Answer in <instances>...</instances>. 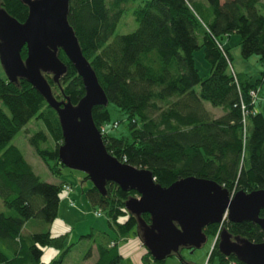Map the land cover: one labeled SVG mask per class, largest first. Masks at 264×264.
I'll return each instance as SVG.
<instances>
[{"label":"trees","instance_id":"1","mask_svg":"<svg viewBox=\"0 0 264 264\" xmlns=\"http://www.w3.org/2000/svg\"><path fill=\"white\" fill-rule=\"evenodd\" d=\"M135 1H139L131 11L135 30L114 34L125 5ZM205 1L207 5L192 0H69L66 20L107 97L106 106L92 108L93 124L99 129L112 122L108 108L112 104L124 117L126 131L101 135L107 153L125 164L146 168L162 187L196 176L222 185L229 193L264 190V104L255 111V100L249 95L258 89V97L264 81V1ZM0 7L18 22L28 13L21 0H0ZM231 32L239 35L242 58L259 57L260 78L252 80L229 66L231 57L221 38ZM200 47L210 68L205 77H200L192 57ZM57 52L66 65L65 74L57 83L50 74L44 76L56 100L67 98L74 105L84 95L83 83L64 52ZM19 53L24 59L25 47ZM0 101L9 111L6 115L0 109V201L15 214L0 212V245L8 253L0 250V264H60L72 244H67V232L53 236L48 225L57 216L62 186L69 184L42 181L21 151L7 145L29 120L41 121L44 129L27 139L47 169L58 175L64 167L57 157L62 143L58 116L22 78L8 82L0 77ZM204 102L222 109V114L212 116ZM83 179L89 180L85 174ZM105 189L103 195L91 184L84 191L92 206L105 210L112 231L110 235L92 230L87 235L99 233L93 241L97 259L92 264H123L118 242L130 234L139 240L137 219L124 209V202L137 194L112 182ZM258 214L264 217V209ZM36 218L45 230L23 235L26 223ZM141 218L150 221L146 213ZM222 228L254 243L264 237L252 221L226 219L208 224L203 233L214 239ZM217 242L208 253V264L213 258L218 264H244L233 254L219 252ZM48 247L58 255L46 263L42 255ZM139 262L164 264L146 249Z\"/></svg>","mask_w":264,"mask_h":264},{"label":"water","instance_id":"2","mask_svg":"<svg viewBox=\"0 0 264 264\" xmlns=\"http://www.w3.org/2000/svg\"><path fill=\"white\" fill-rule=\"evenodd\" d=\"M21 1L28 11L23 22L0 7V65L6 80L24 79L54 109L62 137L57 157L65 168L83 172L103 195L110 182L123 191L136 192L124 202V209L136 217L139 240L155 261H164L180 248L198 249L207 240L203 228L223 219L252 221L264 235V217L258 214L264 209L263 189L229 193L222 185L196 176L162 187L146 168L125 164L107 153L91 115L96 105L106 106L107 97L66 20L69 0ZM22 47L24 59L19 53ZM58 50L64 52L83 83L84 95L74 105L67 98L56 100L44 76L50 74L57 83L65 74ZM143 213L148 214L149 223L141 218ZM218 237L216 247L224 256L233 254L244 264H264V237L254 243L232 236L225 228Z\"/></svg>","mask_w":264,"mask_h":264},{"label":"rangeland","instance_id":"3","mask_svg":"<svg viewBox=\"0 0 264 264\" xmlns=\"http://www.w3.org/2000/svg\"><path fill=\"white\" fill-rule=\"evenodd\" d=\"M195 3H201L207 5L205 0H192ZM264 1V0H263ZM139 1L134 3L126 4V8L121 15V19L115 26L114 34H124L132 32L136 28V21L131 15V11L134 9L136 4ZM259 11L262 13L263 9L259 8ZM113 34V36H114ZM200 38L198 39V41ZM239 35L235 32H231L229 36H224L221 38V44L228 49L230 55V65L232 70L237 73H245L250 76L252 80L260 78V72L263 70V65L259 61L257 55L250 56L248 58H242L240 54L239 46ZM192 57H194V65L198 70V73L201 76L205 77L209 74L210 68L208 67L207 62L203 56L202 48L197 49L193 52ZM0 77L6 78L2 66L0 65ZM194 89L198 91V86H194ZM264 104V81L259 84V94L255 98L254 110L261 111L262 105ZM204 107L207 109L212 116H219L222 114V109L218 107H212L209 103L204 102ZM111 114V121H118V127L109 128L108 134L113 136H118V133L125 132L126 124L124 122V117L121 116L118 112L113 109V105L108 106ZM0 109L6 115H9L8 109L0 101ZM41 121L32 118L25 125L22 126V129L15 133L7 145H15L18 150L21 151L24 159L31 165L32 170L39 176L42 181H47L49 183L56 184L58 182L68 183L71 186V191L65 192L62 191L59 197V204L57 208V216L48 225L49 231H60L67 232V244L70 245L69 250L64 254V257L60 264H92L96 256L95 250V241L96 235L92 237H87L91 234L90 231L95 230L96 232H106L112 235L107 221H106V212L105 210L99 211L97 206H92L91 203L86 200L84 191L87 189L91 182L90 180L84 181V173L79 170H72L65 167L60 168L58 175H53L46 167V164L35 154L34 149L30 146L27 137L32 135L38 130H43ZM69 200L73 201V205L69 204ZM0 212L5 215H15L11 209H8L0 201ZM96 212H100V216H96ZM38 223L36 225V222ZM37 227V228H36ZM46 225L40 222V220L32 219L29 220V223H26L22 233L23 235L40 232L45 230ZM36 228V229H35ZM213 239L208 236L205 243H203L198 249L189 250V249H180L178 254H173L167 256L164 260V264H208L207 257L208 253L211 250ZM51 248V247H48ZM47 249V248H45ZM0 250L3 253L8 255L7 250H5L0 245ZM62 250V249H61ZM117 251L121 255V263L123 264H139L141 255L145 252L144 247L141 245L135 234L128 235L127 238L118 242ZM58 252V251H57ZM58 255V254H56ZM57 257V256H56ZM47 252L42 260L47 259ZM209 264H218L217 259L213 258Z\"/></svg>","mask_w":264,"mask_h":264},{"label":"built area","instance_id":"4","mask_svg":"<svg viewBox=\"0 0 264 264\" xmlns=\"http://www.w3.org/2000/svg\"><path fill=\"white\" fill-rule=\"evenodd\" d=\"M257 93H258V89H255L253 91H250L249 95H250V97H252L253 100H255V98L257 97L256 96ZM116 127H118L117 121L108 122L107 124H102L99 127L98 132L100 135H105L108 132L109 128H116ZM70 189L71 188L69 185H63L62 186V191L65 192V194H67V192H70L71 191ZM69 204L72 205L73 202L70 201ZM96 216H100V212H96ZM218 233H219V231L214 235V241L217 240Z\"/></svg>","mask_w":264,"mask_h":264},{"label":"crops","instance_id":"5","mask_svg":"<svg viewBox=\"0 0 264 264\" xmlns=\"http://www.w3.org/2000/svg\"><path fill=\"white\" fill-rule=\"evenodd\" d=\"M50 232V231H49ZM60 233H63V232H60V231H51L50 232V234H52L53 236H58ZM141 243V242H140ZM46 252H47V256H48V260H42L43 262H48L51 258H54V257H56L57 255V251L55 250V249H53V248H47V249H44V251H43V257L46 255ZM97 259V254H96V256H95V259H94V261L93 262H95V260ZM92 262V263H93Z\"/></svg>","mask_w":264,"mask_h":264}]
</instances>
